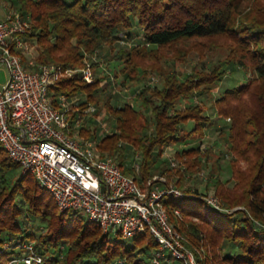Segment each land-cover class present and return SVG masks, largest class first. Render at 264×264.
<instances>
[{
	"label": "trees",
	"instance_id": "1",
	"mask_svg": "<svg viewBox=\"0 0 264 264\" xmlns=\"http://www.w3.org/2000/svg\"><path fill=\"white\" fill-rule=\"evenodd\" d=\"M12 1L31 18V28L24 35L38 46L36 60L55 62L62 72L73 70L51 85L53 101L61 93H84L85 98H79V112L96 102L105 79L103 75L92 81L84 78L86 59L105 45L113 47L122 37L135 38L133 28L138 22L142 40L117 49L113 59L122 64L115 77H122L123 83L141 84L136 92L141 108L130 101L118 105L108 101L106 108L116 118V125L98 145L103 154H115L123 171L143 185L161 174L166 183L183 186L188 172L204 169L207 158L199 145L175 152L186 163L184 171L162 156L166 146L181 139L203 137L212 122L203 104L195 99L177 108V100L212 97L226 69L218 63L182 72L163 48L193 40L229 48L231 58L226 63L251 75L214 97V111L229 119L232 176L227 180L217 176L213 188L226 208L242 205L243 209L213 208L204 198L208 186L203 191L195 188L189 196L166 198L164 203L170 221L183 234L185 244L194 249L198 264H264V0ZM152 75H158L160 84L149 82ZM146 109L150 117L138 126ZM188 120H194V126L185 132ZM81 133L97 137L92 127L83 125ZM128 159L133 164H127ZM17 165L0 143V264L20 253L15 247L17 238L35 241L43 256L41 264H109L118 257L125 259L123 264H152L158 241L148 230L130 242L120 234L112 238L81 211L60 210L52 193L32 173L8 175ZM30 217L46 224L38 236L27 227Z\"/></svg>",
	"mask_w": 264,
	"mask_h": 264
},
{
	"label": "built area",
	"instance_id": "2",
	"mask_svg": "<svg viewBox=\"0 0 264 264\" xmlns=\"http://www.w3.org/2000/svg\"><path fill=\"white\" fill-rule=\"evenodd\" d=\"M29 28L30 16L18 8H9L0 17V68L8 72L7 81L0 85V143L8 156L23 168L22 175L32 173L52 193L60 210L81 211L105 233L116 230L124 238L148 230L158 241L152 264H197L164 203L166 198H181L191 192L166 183L163 175L140 184L134 175L123 171L116 157L100 151L97 139L81 135L84 117L76 106L79 99L61 93L54 102L50 94L60 68L37 61L33 54L27 64L23 61L21 52H30L24 35ZM83 76L92 80L88 68ZM70 105L76 106L74 111ZM95 110L89 105L83 112ZM166 157L176 164L173 157ZM134 165L139 167L138 162ZM204 198L213 208L229 212L216 196ZM174 211L181 214L179 208ZM15 247L20 253L10 264L43 263L34 240L18 238Z\"/></svg>",
	"mask_w": 264,
	"mask_h": 264
},
{
	"label": "rangeland",
	"instance_id": "3",
	"mask_svg": "<svg viewBox=\"0 0 264 264\" xmlns=\"http://www.w3.org/2000/svg\"><path fill=\"white\" fill-rule=\"evenodd\" d=\"M9 8H18L16 2L14 3L12 0H0V17H3L6 15L7 10ZM29 30V29H28ZM140 31V27L138 22H135L133 32L135 34V38H127L122 37V39H118L114 42V46L105 45L102 48L96 50V52L91 56L88 57L85 61L86 66L84 67V70L88 68L92 75V80L95 78L96 75L104 76L105 79L102 81V86H100L99 91L97 92V100L95 103H92L96 107V110L91 112V114H85L83 113V125L86 129L89 127L95 128L97 131V137L96 139L99 140L104 134L107 132H110L114 130L116 125V118L107 110L106 106L108 101L112 105H118L125 101L132 102L137 108H141L140 100L137 98L136 92L140 89L141 84L136 82H122V77H115V71L122 66V64L113 59L114 52L121 48V47H132L135 44V41H141V36L139 37L138 33ZM28 40V39H27ZM30 48V52H21L23 61L27 64L28 60L32 57L36 59L38 56V46L36 43H34L31 40H28ZM206 45L199 42V40L195 41H189V42H179L177 44L165 46L163 48V51H165V55L169 58H175V64L176 68L182 72H188L193 67L200 69L202 67L211 68L214 64L220 63L221 66L225 69V72L222 75V80L219 83L218 86L213 90L212 97L210 96H198L197 98L195 96H191L190 98H179L177 100L176 106L177 108H183L184 106L188 105L189 101L197 100L198 102H201L205 108V112L209 114V117L211 118V123H209L205 127V132L203 137L196 136L194 138H190L187 140H180L179 142H176L174 144H171L170 146H166L164 149V154L162 156L163 159H168L166 157L167 155L173 157L175 159V165L176 167H180L182 170H186V163L182 161L181 159L177 158L175 155V152L177 150H180L184 147L192 146V145H199L202 148V151H205L207 162H205L204 169L199 170L195 173H187L186 175V181L183 186H179L175 183V181H172L170 183H173L177 185L182 190H185L186 192H191L195 188H199L200 191L205 190V188L208 186V195H214L218 200L220 201V204L226 208L220 199V197L215 193L213 188V183L216 180L217 176L222 177L224 180L231 179L232 176V167L229 159L232 157L231 151H229L228 147V122L229 119H225L220 117L216 111H214L213 107V100L214 97H216L220 92H222L227 87H232L238 84H241L244 82L248 76L251 75L250 71H244L242 68L237 67V65L232 66L230 64L226 63V60H229L231 58L229 48L224 45H217L213 42L206 40ZM33 44V45H32ZM35 44V45H34ZM34 46V47H33ZM178 58V59H176ZM95 61L98 63L95 67L91 65V63ZM56 64L55 62H51ZM57 65V64H56ZM61 70V69H60ZM73 70H66L63 72H60L59 76H63L65 74H71ZM8 79V72L5 67L0 68V85L4 84ZM87 80V79H86ZM91 80V81H92ZM149 82L151 84H160V80L158 75H152L149 79ZM67 95V94H66ZM71 99L74 100V98H85L84 93L79 94H73ZM73 97V98H72ZM202 100V101H201ZM79 100L77 101V105H79ZM76 105V106H77ZM71 106V111H74V107ZM87 108V107H86ZM145 112L142 113L139 121L138 126H141L144 124V119L147 117H150V110L146 109L143 110ZM72 118V117H71ZM194 126V120H188V122L185 124V132L190 130ZM184 132V133H185ZM82 136H84L81 133ZM186 135V133H185ZM184 135V136H185ZM85 137V136H84ZM183 137V136H182ZM187 138V137H186ZM199 138V139H198ZM132 149H129V153L132 152ZM165 151L167 155L165 154ZM128 153V155H130ZM139 154V151L137 152V155ZM204 154V153H202ZM204 154V155H205ZM115 157V154H110ZM117 158V157H116ZM118 160V158H117ZM139 162V161H136ZM127 164H133L132 159H128ZM245 165V163H244ZM211 168L214 170V173H212ZM183 170V171H184ZM23 172V168L20 165L15 166L12 168L8 175L10 176H21ZM158 176H162L161 174H155ZM154 175V176H155ZM165 178V175H163ZM166 179V178H165ZM232 181V180H231ZM147 182V181H146ZM232 184V183H230ZM206 186V187H205ZM206 194V195H207ZM229 212H232L236 209H243L242 205L235 206L233 208L227 207ZM168 211V208H167ZM169 213V211H168ZM181 216V214H180ZM31 220H29L27 227L30 231H33L38 236L41 231H45V222L41 221L38 218L30 217ZM119 234L116 232V230H113L110 233V236L112 238L117 237ZM120 238L125 239L126 241L130 242L132 240V237L124 238L120 235ZM18 239V238H17ZM35 242V241H34ZM11 246V245H10ZM191 251H193L195 258L196 253L194 249H192L190 246H187ZM39 251V248H37ZM40 252V251H39ZM12 258V257H11ZM7 262V264H10V260ZM124 258H116L109 264L114 263H120L123 264L125 261ZM22 264V263H17ZM198 264V260H197Z\"/></svg>",
	"mask_w": 264,
	"mask_h": 264
}]
</instances>
